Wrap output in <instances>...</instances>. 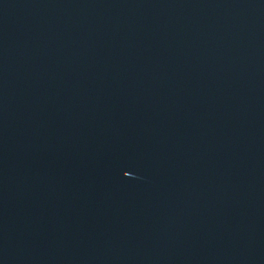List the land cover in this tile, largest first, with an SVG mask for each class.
<instances>
[{"label": "water", "instance_id": "water-1", "mask_svg": "<svg viewBox=\"0 0 264 264\" xmlns=\"http://www.w3.org/2000/svg\"><path fill=\"white\" fill-rule=\"evenodd\" d=\"M0 264H264V0H0Z\"/></svg>", "mask_w": 264, "mask_h": 264}]
</instances>
